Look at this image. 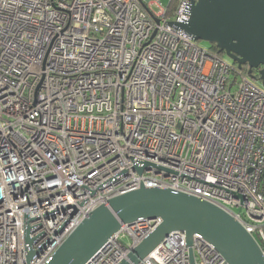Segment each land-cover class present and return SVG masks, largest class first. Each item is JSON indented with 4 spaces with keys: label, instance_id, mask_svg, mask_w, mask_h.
Segmentation results:
<instances>
[{
    "label": "built area",
    "instance_id": "1",
    "mask_svg": "<svg viewBox=\"0 0 264 264\" xmlns=\"http://www.w3.org/2000/svg\"><path fill=\"white\" fill-rule=\"evenodd\" d=\"M190 6L0 0V264H44L90 211L140 185L219 207L264 256L259 68L233 79L231 61L171 23ZM159 223L122 224L85 264H118ZM192 249L195 264H227L201 237ZM136 264H191L185 233Z\"/></svg>",
    "mask_w": 264,
    "mask_h": 264
},
{
    "label": "water",
    "instance_id": "2",
    "mask_svg": "<svg viewBox=\"0 0 264 264\" xmlns=\"http://www.w3.org/2000/svg\"><path fill=\"white\" fill-rule=\"evenodd\" d=\"M171 23L195 41L215 45L218 53L238 68L247 66L249 76L252 69L259 68L264 86V0H191L188 19ZM149 166L145 163L134 168L141 174ZM139 218H159L160 223L118 264L138 263L172 231L185 233L191 264H195L194 235L211 244L227 264H264L254 237L219 207L183 192L144 185L113 196L90 211L44 264H85L122 224ZM28 234L26 225L27 263L39 252L31 249L33 240Z\"/></svg>",
    "mask_w": 264,
    "mask_h": 264
},
{
    "label": "trees",
    "instance_id": "3",
    "mask_svg": "<svg viewBox=\"0 0 264 264\" xmlns=\"http://www.w3.org/2000/svg\"><path fill=\"white\" fill-rule=\"evenodd\" d=\"M171 7H170V9H169V12H171V10H173L174 9V7H175V1H171ZM208 49L211 51V52H213V53H218V49L215 47V45H210V47H208ZM222 58H224V54L223 53H218ZM232 63V65H233V79H235L236 77H238V75L240 74V73H238V71H240L241 72V74H246V72H247V68H246V66H244V67H242V68H238L237 67V65H236V63H233V62H231ZM253 72H258V71H255V69H254V71ZM254 78L255 79H257L258 78V74L257 73H254Z\"/></svg>",
    "mask_w": 264,
    "mask_h": 264
},
{
    "label": "rangeland",
    "instance_id": "4",
    "mask_svg": "<svg viewBox=\"0 0 264 264\" xmlns=\"http://www.w3.org/2000/svg\"><path fill=\"white\" fill-rule=\"evenodd\" d=\"M168 1H169V0H160L161 4L164 5V6L167 5ZM152 9L157 10L158 8H157L155 5H152ZM199 44H200L202 47H206V48L210 47V44H209L208 42H206V41H199ZM224 58H225L226 60H228V61H231L230 58H228L226 55H224ZM258 84H259V83H258Z\"/></svg>",
    "mask_w": 264,
    "mask_h": 264
}]
</instances>
